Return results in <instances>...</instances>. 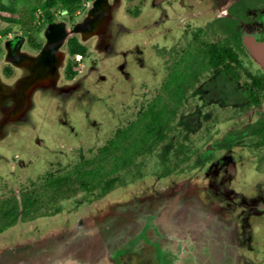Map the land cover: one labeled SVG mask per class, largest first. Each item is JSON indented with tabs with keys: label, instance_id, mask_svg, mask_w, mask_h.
I'll return each instance as SVG.
<instances>
[{
	"label": "flooded vegetation",
	"instance_id": "1",
	"mask_svg": "<svg viewBox=\"0 0 264 264\" xmlns=\"http://www.w3.org/2000/svg\"><path fill=\"white\" fill-rule=\"evenodd\" d=\"M66 1L76 6V0H0V61L8 41L38 50L42 26L74 24L92 0H80L77 9L65 8ZM122 1L129 17L150 16L143 25L150 43L137 44L129 60L147 72V81L132 75L127 62L118 66L133 100L90 158L64 172L48 168L26 176L16 191L9 187L16 177L13 160L5 161L0 233L63 208L64 221L72 224L57 237L3 254L0 264H115L116 253L129 264H264L258 256L264 233L252 227L253 220L264 222V69L241 32L253 24L256 30L248 35L264 38V0H233L208 20L198 18L194 0ZM90 49L92 43L81 54L89 56ZM67 65L64 76L70 79L76 71ZM0 71L5 79L16 73L6 61ZM125 169L130 175L120 176ZM194 170L204 180L196 177L195 191L165 186L169 175ZM231 178L245 185L232 186L226 181ZM138 181H147L152 192L138 191L114 204L104 200L115 183ZM206 191L212 201L201 198ZM247 195L253 198L248 203ZM100 199L106 210L93 208L83 216L79 208Z\"/></svg>",
	"mask_w": 264,
	"mask_h": 264
},
{
	"label": "rangeland",
	"instance_id": "2",
	"mask_svg": "<svg viewBox=\"0 0 264 264\" xmlns=\"http://www.w3.org/2000/svg\"><path fill=\"white\" fill-rule=\"evenodd\" d=\"M92 1L87 5L86 8L84 7L83 10L80 11V14H77L78 16L75 20L76 22H81L83 20L87 10L92 5ZM194 2L195 5L199 7V9H196L198 18L201 20H208L216 17L217 15L223 14L228 4L233 2V0H230L229 2L224 1L219 8L216 7L217 4L213 5L215 7H211V4L199 5L196 3V0ZM124 14H126L125 11ZM55 22H63L70 29L76 23L75 22L74 24L70 25L61 20ZM44 27L42 26V30ZM255 30L256 27L253 24L244 25L241 29L242 42L244 34H253ZM70 37L78 38L79 42L87 47L92 43V38L82 42L79 39L80 36L78 33H72L68 38ZM146 37L147 36L144 34H139L138 36L133 35L121 42L122 49L127 52L126 55H129L127 57L128 61H125L124 59H118L113 63L105 62L104 64V62H95L94 65H96V68H94L90 73H87V59L89 57L92 58V56H96V52L93 51V49H90L91 51L89 56L81 53H77L78 55H70L68 53L65 66L67 63H70L72 69L76 71V76L80 75L78 76L80 77L79 79H83L84 74H86L85 80H80L79 85H76L75 88L71 89V93L74 94L73 97L69 98L65 104H62L58 99V96L37 98L39 93L36 91L32 96L35 104H33L31 108L29 107L31 110H28V112L32 113L37 121L34 120V122H31L32 119L20 111L21 114L19 112L17 116L19 118L22 117L24 122L11 121L9 123L10 125H7L8 129H6V132L3 134L4 140L1 141L0 145H2V148L5 149V160L4 158L0 157V170L5 169L4 165L6 164V160H13L12 165H9V167L13 166L12 169L15 171L14 174L16 175L15 179L12 180V184L9 186L13 191H16L19 183L23 182L26 176L31 174L32 176L40 174L48 168H53L55 171L59 170L64 172L65 170H68L75 162L79 160L84 161L85 159L95 155V148L100 146L105 141L107 136L111 134L113 126L116 124L117 117L122 114V111L125 109V107L129 106L133 100L127 98L126 94L128 93V88L123 86V74L118 66L123 62H127V65L130 66L129 72L132 75L137 74L140 76L139 81H147V72L137 67L136 60L134 59L132 62L130 61L131 63H129V60L132 57L131 53H133L134 50L133 48L136 47L137 44H141L144 39L146 40ZM146 42L149 45L150 42L148 40H146ZM23 47L26 50L32 51L25 44ZM63 48L68 51L67 41L64 43ZM133 55V57L136 56V54ZM106 65H108V70ZM65 66L62 70L63 76ZM1 76L3 77L2 74ZM73 78L74 77L68 79L64 76V80L67 81H70ZM67 96L70 97V95ZM123 117L124 116H122V118ZM28 125L36 126V129H29ZM172 134H175V132ZM169 144V150H172L174 146L178 144V140L169 141ZM169 144L166 146H169ZM161 151L163 152L162 148H159L160 153ZM14 155L18 156L19 159L17 161L13 158ZM149 158L152 157H150V155L141 156V160H148ZM90 166L91 165H88L86 167ZM110 167L111 166L105 167V171L109 170ZM130 169H133V166ZM129 171V169H125L119 174L120 176L124 175L127 177L130 175L127 174L131 173ZM197 173L198 170H194L193 172L190 171L189 173L186 172L184 174H171L168 176V179H166L165 186L172 190L186 189L184 190L186 192L188 191L187 189H189V192H193L195 189H197V186H199V180H196V177L200 176L201 184L202 181H204L201 180V175L199 173L198 175ZM251 174L254 173L252 172ZM247 175H250V173ZM117 176L119 175L116 173L113 175L114 178H117ZM187 178L192 179L189 186H187L188 184L184 183ZM253 180L254 178L252 181ZM226 181H229L228 183H230L232 186L239 187L240 185H245L244 183H237V181L232 178ZM227 182L225 184H228ZM262 183L263 182L261 181V184ZM158 186L159 185L157 184L156 188H158ZM256 189L263 190V188L259 187ZM138 191H140L142 194H149L152 192V189L148 188L147 181H138L132 184H125L124 186H119L115 183V190L104 200L107 203L109 202L110 204H114L117 202V200H124L123 198H128L131 194H136ZM226 192H228V190H226ZM200 196L205 202L212 201L211 197L208 196L207 191L201 193ZM246 197L247 198H245V202L247 201V203L250 202V199H253L249 195ZM78 198L80 199V197ZM104 200L100 199V201L96 202L97 205L94 204L93 206L89 207L81 206L79 208L81 209L80 212L83 213V216H89L91 214L89 210L92 212L93 208L97 210H106L105 205H107V203H103L105 202ZM64 209L65 208L62 210L60 209V212L54 213L52 216L39 217L25 223L19 222L7 228L5 231L0 233L1 249H5L12 244L14 245L16 243H21L22 241H27L30 239L40 242L46 239L57 237L58 235L56 233H59L64 228H66V225L69 227V225L72 224V222L68 224L64 221ZM261 214L262 215L260 217H264V212ZM257 221L258 220H253L252 227L255 228V233L262 234L264 233V222L260 223ZM37 223H39V225L36 227ZM22 230H24L25 235L20 237L19 233ZM259 240L260 239L258 238V241ZM259 248L260 250L258 252V256H260V258L263 260L264 244L259 245ZM253 257L260 259L256 255ZM253 262L258 261L253 260Z\"/></svg>",
	"mask_w": 264,
	"mask_h": 264
},
{
	"label": "water",
	"instance_id": "3",
	"mask_svg": "<svg viewBox=\"0 0 264 264\" xmlns=\"http://www.w3.org/2000/svg\"><path fill=\"white\" fill-rule=\"evenodd\" d=\"M216 1L196 0V3L199 5L211 4V7H215L213 5L216 3V7L219 8L224 1L229 2L230 0ZM122 3V0H93L83 20L76 22L71 29L63 22L47 24L41 32L42 46L37 51L24 49L22 41L19 40L5 43L3 62H9L14 66L16 74L11 79H5L0 72V144L4 140L3 134L8 129L9 123L23 121L22 117L17 116L20 111L31 118V122L37 121L35 116L28 112L35 104L32 96L36 91L39 93L37 98L58 96L60 102L65 104L74 95L71 93V89L79 85L80 80H85L86 74L83 79H79L80 75L76 76V74V77L74 76L70 81L64 80L62 74L68 55V51L63 48V45L72 33H78L82 42L92 38L93 51L96 52V56L87 59V73L96 68L95 62H104L105 64V62L113 63L118 59L128 61L129 55H126L127 52L122 49L121 42L133 35L149 33L143 28V25L146 24V18L150 16L129 17L124 14ZM243 42L256 63L264 69V38L244 34ZM1 63L0 61V67ZM108 65H106L107 70ZM28 128L33 130L36 129V126L28 125ZM4 150L0 145V157L5 160ZM38 225L39 223L36 224V227ZM19 234L20 237H23L24 230ZM56 234H61V231ZM35 243L37 242L30 239L12 244L5 249L0 247V257L11 250L23 251ZM113 257L115 264H129L119 258L117 253ZM136 264H143V262L140 261Z\"/></svg>",
	"mask_w": 264,
	"mask_h": 264
},
{
	"label": "trees",
	"instance_id": "4",
	"mask_svg": "<svg viewBox=\"0 0 264 264\" xmlns=\"http://www.w3.org/2000/svg\"><path fill=\"white\" fill-rule=\"evenodd\" d=\"M80 0H76V6H71L72 5V2H69V1H66L65 3V8H70V9H77L78 5L79 4ZM68 53L70 55H74V54H77V53H84V46L80 45L76 39L74 38H70L68 40ZM72 66L70 63H68L67 65V69L68 70H71Z\"/></svg>",
	"mask_w": 264,
	"mask_h": 264
},
{
	"label": "built area",
	"instance_id": "5",
	"mask_svg": "<svg viewBox=\"0 0 264 264\" xmlns=\"http://www.w3.org/2000/svg\"><path fill=\"white\" fill-rule=\"evenodd\" d=\"M78 55V54H77Z\"/></svg>",
	"mask_w": 264,
	"mask_h": 264
}]
</instances>
